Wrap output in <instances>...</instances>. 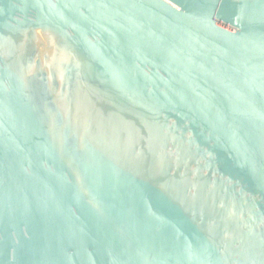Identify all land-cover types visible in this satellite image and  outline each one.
Listing matches in <instances>:
<instances>
[{"label":"water","instance_id":"95a60500","mask_svg":"<svg viewBox=\"0 0 264 264\" xmlns=\"http://www.w3.org/2000/svg\"><path fill=\"white\" fill-rule=\"evenodd\" d=\"M0 264H264V0H0Z\"/></svg>","mask_w":264,"mask_h":264}]
</instances>
